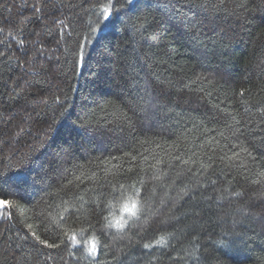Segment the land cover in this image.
Here are the masks:
<instances>
[{
    "label": "trees",
    "instance_id": "16d2710c",
    "mask_svg": "<svg viewBox=\"0 0 264 264\" xmlns=\"http://www.w3.org/2000/svg\"><path fill=\"white\" fill-rule=\"evenodd\" d=\"M108 2L0 0V264H93L94 240L98 264H264V0H142L80 61Z\"/></svg>",
    "mask_w": 264,
    "mask_h": 264
},
{
    "label": "snow or ice",
    "instance_id": "6c2138e0",
    "mask_svg": "<svg viewBox=\"0 0 264 264\" xmlns=\"http://www.w3.org/2000/svg\"><path fill=\"white\" fill-rule=\"evenodd\" d=\"M187 2L189 4V7H196V8L206 10V6L209 3V0H187ZM220 3L223 4V0H220ZM141 4H142V0H109L108 5L103 7L102 10L99 13H97L96 26L95 27H92L91 25L89 26L90 32L92 33L93 38L89 39V37L85 36V37H83V43L78 42V52L76 53V55L78 56V59L80 61H83L85 59L84 48L86 45L92 44V43H98L99 41L103 40L105 38V36L107 35L108 30L115 27V23L117 20H120L121 17L128 16L129 14H135L139 10V8L141 7ZM117 5H119V7H117ZM236 7L243 8L244 5L242 3H238L236 5ZM101 16H102V19L100 18ZM22 43L23 42L21 41V44ZM0 55H3V53H0ZM239 95L241 97H243L245 95L244 90H241ZM261 116H262V123H264V109H261ZM231 120L234 121L235 124L237 125V127L235 128L232 135L233 136L244 135L243 128H241L239 126L241 121H239L235 116H231ZM73 123H75V122H73ZM225 127L231 128L232 125L226 124ZM221 135L223 136V133H221ZM224 139L226 141L228 140L227 137H224ZM261 139H262V142H264V137H262ZM229 150L231 151V155L221 157V159H227L229 162H240V163H242L241 156H240L241 152L246 153L248 157H251V155H252L250 152L247 151L246 148L240 147L238 144H231ZM113 159H115V157H113ZM132 159H135V157L133 156ZM159 163H161V161L158 160L157 164H159ZM153 167H155V165H153ZM258 175H259L260 179L253 181V183H264V172H261ZM0 179H5V177L0 175ZM16 179H17V182L23 183V182H25L26 177H25L24 173L21 172V173L17 174ZM86 180L95 181L96 180V173L93 172L91 176H88L87 173L85 171H82V170L80 171L79 175H75V173H73L72 179H67L65 187H69V189L72 186L79 188L81 185H83L85 183ZM106 183H111V181H107ZM141 183H142V181H141ZM99 187L104 188V187H106V184L105 185H99ZM133 188H134V195L135 196H141L140 191L138 189H135L134 185H133ZM115 190L116 189L113 188L114 192H115ZM120 190L123 193V190H124L123 185H120ZM87 191H91V192L95 193L96 188L93 187L91 189H81V192H87ZM233 195H239V193H234ZM73 200L74 201H76V200L80 201L79 206L81 208L84 206L85 203H87V201H85V199H84V195L80 194V192H78L74 195ZM129 200L131 201L130 204L125 203L123 205V209H122V211L127 214L128 218H119V219H115V220H108L107 224L105 225L106 228L115 229L116 233L122 234L126 230V226L129 224V218H133V219H139L140 218V215L142 212L140 201L137 199H132L131 197H129ZM65 205H67V207H64ZM13 207H14V205L10 201L0 200V212L9 211ZM15 207L18 208L21 211V213H23L24 208L22 205H15ZM48 207H51V205H49ZM57 207H64V210L67 212L68 208L69 207H75V204L74 203L70 204L68 201L62 200L61 205H57ZM8 218H11L10 211H9V217ZM26 219H30V218L26 217ZM61 219H63V218L61 217ZM105 219H107V218H105ZM27 229L29 230V232L23 236L24 240H28L29 235H31L32 239L36 243L43 245L45 248L56 249V248H59L61 246V244L49 243L47 240L41 239V237L34 230L33 224L29 223L27 225ZM73 239H75V237H73ZM61 243H64V241H61ZM165 243H166V241H165L164 237H161L158 241H156V246H161V245H164ZM98 246H99V242L94 240L91 243L90 247L87 249V255L92 258L93 264H98V261H97ZM143 247L145 249H147V248L153 247V245L146 243L143 245Z\"/></svg>",
    "mask_w": 264,
    "mask_h": 264
}]
</instances>
